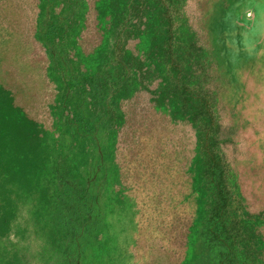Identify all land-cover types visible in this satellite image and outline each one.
<instances>
[{
    "label": "rangeland",
    "instance_id": "obj_1",
    "mask_svg": "<svg viewBox=\"0 0 264 264\" xmlns=\"http://www.w3.org/2000/svg\"><path fill=\"white\" fill-rule=\"evenodd\" d=\"M263 44L264 0H0V264H264Z\"/></svg>",
    "mask_w": 264,
    "mask_h": 264
},
{
    "label": "trees",
    "instance_id": "obj_2",
    "mask_svg": "<svg viewBox=\"0 0 264 264\" xmlns=\"http://www.w3.org/2000/svg\"><path fill=\"white\" fill-rule=\"evenodd\" d=\"M219 169V173H218V175H219V184H220V174H221V171H220V168L219 167H217V170ZM213 171H211V173H212ZM215 173V172H214ZM223 190H221V188H219V190H217V195H218V197H217V203L218 204H220V205H222L221 204V200L224 198L223 197V192H222ZM215 237V236H214ZM213 237V238H214ZM223 249V248H222ZM229 252L228 253H226V254H222V263L223 264H235L234 263V256H233V251L232 250H228Z\"/></svg>",
    "mask_w": 264,
    "mask_h": 264
},
{
    "label": "bare ground",
    "instance_id": "obj_3",
    "mask_svg": "<svg viewBox=\"0 0 264 264\" xmlns=\"http://www.w3.org/2000/svg\"><path fill=\"white\" fill-rule=\"evenodd\" d=\"M262 45V44H261ZM264 45V44H263ZM240 46V45H239ZM242 47V46H241ZM256 55V54H255ZM224 56V55H223ZM193 166V165H192ZM125 207V206H124Z\"/></svg>",
    "mask_w": 264,
    "mask_h": 264
}]
</instances>
